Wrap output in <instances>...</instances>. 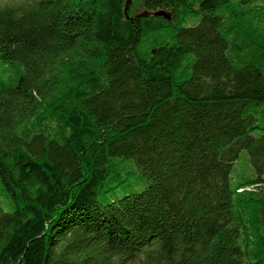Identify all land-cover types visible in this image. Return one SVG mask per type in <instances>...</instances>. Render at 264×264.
Returning <instances> with one entry per match:
<instances>
[{
    "label": "trees",
    "instance_id": "trees-1",
    "mask_svg": "<svg viewBox=\"0 0 264 264\" xmlns=\"http://www.w3.org/2000/svg\"><path fill=\"white\" fill-rule=\"evenodd\" d=\"M126 4L0 0V264H264V0Z\"/></svg>",
    "mask_w": 264,
    "mask_h": 264
},
{
    "label": "water",
    "instance_id": "water-1",
    "mask_svg": "<svg viewBox=\"0 0 264 264\" xmlns=\"http://www.w3.org/2000/svg\"><path fill=\"white\" fill-rule=\"evenodd\" d=\"M129 3H130V0H127V4H126V7H125L126 16H128ZM154 14L155 15H162V16H165L166 18H170V13L165 12V11H158V12H156ZM145 15H147V13Z\"/></svg>",
    "mask_w": 264,
    "mask_h": 264
},
{
    "label": "rangeland",
    "instance_id": "rangeland-1",
    "mask_svg": "<svg viewBox=\"0 0 264 264\" xmlns=\"http://www.w3.org/2000/svg\"><path fill=\"white\" fill-rule=\"evenodd\" d=\"M10 1H19V0H10ZM245 154H246V153H243L242 156H241V158H240V162H239V163H241L242 165L245 164L246 161H247V160H246V157H244ZM242 169H243V168H242ZM127 170H128V169H127ZM133 176H134V172H131V173L128 174V178H130V179H131V178H132V179L135 178V177H133ZM126 183H127V181H126V182L124 181V182H123V185H125ZM126 190H127V189H126ZM127 191H128V190H127Z\"/></svg>",
    "mask_w": 264,
    "mask_h": 264
}]
</instances>
